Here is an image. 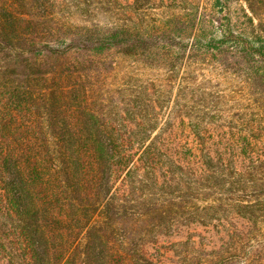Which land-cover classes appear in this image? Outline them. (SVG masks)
<instances>
[{"label":"trees","instance_id":"trees-1","mask_svg":"<svg viewBox=\"0 0 264 264\" xmlns=\"http://www.w3.org/2000/svg\"><path fill=\"white\" fill-rule=\"evenodd\" d=\"M122 1L121 22L78 24L63 0H0V264H264L260 0H161L151 18ZM118 57L170 87L215 65L253 99L171 105L113 80Z\"/></svg>","mask_w":264,"mask_h":264},{"label":"rangeland","instance_id":"rangeland-1","mask_svg":"<svg viewBox=\"0 0 264 264\" xmlns=\"http://www.w3.org/2000/svg\"><path fill=\"white\" fill-rule=\"evenodd\" d=\"M152 2L153 6L149 5L151 8L144 9L140 13V17L151 18L160 13L158 9L152 7L158 6L161 0H152ZM259 2V4H254L253 7L256 8V12L259 13L261 22L264 24V0ZM121 4L125 5V2L122 0H117L116 3L111 0H63L61 14L64 19L78 24L121 22V20L127 18L126 14L123 13ZM239 5L246 9V4L242 1L234 4L233 10L238 14H240ZM239 16L241 17V14ZM115 62L113 80H116L117 83L125 84L127 89L139 86L150 87L148 84L152 82L155 84L154 88L151 89L152 93L161 92V98L170 100L171 105L178 99L177 95H180L181 97H186L190 104L193 101V105H196V108H201V106H206L209 103L214 92L221 97L220 101L223 102L224 108L229 110L246 108L253 99L242 78L215 65L193 64L190 67L183 68L176 80L182 87L180 88L176 84L174 87H170L171 85L166 81V74L158 68L132 63L128 59L119 57ZM206 93H209L210 96L206 97ZM217 104L219 106L218 101ZM173 121L179 133L178 119L175 118ZM180 134L176 137L181 140L187 136L186 132L182 136ZM191 139V136H188V140L191 141ZM193 230L203 235H209L212 232L210 228L195 227ZM205 231L209 234H205ZM183 236L184 233L179 238L182 239Z\"/></svg>","mask_w":264,"mask_h":264}]
</instances>
